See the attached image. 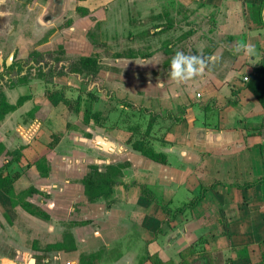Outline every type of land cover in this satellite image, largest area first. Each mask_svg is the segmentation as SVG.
I'll list each match as a JSON object with an SVG mask.
<instances>
[{
	"label": "crops",
	"instance_id": "crops-1",
	"mask_svg": "<svg viewBox=\"0 0 264 264\" xmlns=\"http://www.w3.org/2000/svg\"><path fill=\"white\" fill-rule=\"evenodd\" d=\"M14 1L20 3L26 14L33 17L36 13L30 26L33 31L54 33V38H48V41L37 40L41 45L37 51L41 54L46 50H57L51 49V45L63 46L67 54H71L61 34L55 36L60 29L62 34L67 32L75 40L84 38L94 43L90 34L106 19V0H0V17L10 13L7 9ZM148 1L155 3L150 10L154 11L156 18L162 8L169 7L164 11L165 16L182 22L187 33L183 53L219 58L211 70L182 83L170 78V60L161 52L140 61L139 67L147 69L146 79L129 78L120 70L117 74L100 73L118 96L121 92L131 95L142 92L148 94L152 104L160 109L185 108L184 120L171 125L164 141L150 138L153 147L168 156V163L153 162L133 150L128 142L132 134L129 136V133L109 129H103V133L95 132L93 120L84 123L83 109L77 113L67 105V108L63 106L64 103L54 107L47 97H37V92L20 95L18 99L22 96H28V99L8 114L0 126V144L4 145L0 150V169L13 161V152L21 151L20 159L13 161L9 168L11 173H21L14 184L15 190L21 193L36 189L25 199L47 212L50 220L29 214L21 205L14 206L11 198L0 191V242L3 243L0 264H31L32 260L35 264H47L52 254L56 259L67 256L64 264L69 261L78 263L73 257L98 253L102 249L116 253L108 264H141L140 254L136 258L138 261L131 260V254L141 250V261L150 256L143 264H158L154 259L160 264H264V161L261 151L264 145V130L261 129L264 107L247 89L250 75L264 59V25L254 23L248 6L264 0ZM78 7L88 9L89 15H79ZM67 21H72L70 26H64ZM159 29L154 27L150 33L153 35ZM99 34L100 31L97 37ZM237 41L255 45V53L236 52ZM133 63L137 66L135 61ZM117 65L113 67L117 68ZM2 80L0 76L3 83ZM162 81L163 87L157 90V82ZM56 83L76 88L79 85L74 84L72 76L57 79ZM3 84L8 101L16 104L18 99L9 98V92L16 91V85ZM162 91L165 92L164 99L161 98ZM62 107L65 109L61 110L63 116L58 112ZM42 108L48 111L45 118L39 117ZM33 110L36 111L30 116V123L12 121L19 117L18 114ZM79 114L80 118H77ZM68 126L74 130L70 137L76 131L84 134L76 137L73 145L79 142L85 148L72 149L71 144L64 143L66 139L58 148H50L51 142L45 141V134L51 136L57 131L69 134ZM18 140L20 145L16 147L14 143ZM43 157L50 165L48 178L42 177L35 165ZM126 162L129 166L123 170L124 175L113 195L98 203L89 202L82 184L89 167L97 165L105 171L109 165ZM14 164L24 169L14 170ZM172 172L177 174L169 180ZM141 185L150 187L163 203L177 200V195L175 199L166 195L174 186L178 192L194 194L202 187L211 189L195 208L175 218L169 217L171 221L167 222L168 217L158 204L142 197ZM77 198L81 200L77 201ZM82 202L92 209L99 207L100 214L94 211L90 218L87 210L78 212L73 205ZM80 213L86 215L83 220L78 219ZM38 220L48 226L49 233L62 236L61 240L43 244L37 234L29 235L25 230L31 227L30 222ZM90 220L94 221L88 225ZM62 221L73 224L84 221L85 228H95L85 235L88 242L84 250L79 247V242H84L83 239L79 241L76 228L58 226ZM224 221L228 223L227 231ZM163 222L172 226L178 222L179 232L168 238V233H174L172 230L158 234ZM19 227L24 229L22 234ZM14 229L18 234L17 242L9 240L8 232ZM67 233L73 237L75 251L45 250L47 245L63 242ZM30 239L33 243L30 242L29 249L27 242Z\"/></svg>",
	"mask_w": 264,
	"mask_h": 264
},
{
	"label": "rangeland",
	"instance_id": "rangeland-1",
	"mask_svg": "<svg viewBox=\"0 0 264 264\" xmlns=\"http://www.w3.org/2000/svg\"><path fill=\"white\" fill-rule=\"evenodd\" d=\"M104 3L106 19L102 21V23H100L93 30L92 35L90 37L91 41L96 42L100 39L101 43L93 44L84 38H81L80 40H75L73 39V35L66 34L67 32L65 34H62V31L60 29V32H58L55 36L60 37L61 34L64 42L69 47L71 54L68 55L66 52V56H63L64 60H62V58L57 55L46 56L45 59H42L40 61L41 63L39 64L37 62L32 61V58L30 56L32 52L37 51V48L41 46L38 45L37 40H40V42L48 41L50 38L52 39L54 33L52 34L51 31H48L47 33L44 32L43 34L39 32L37 33V31L35 30L33 31L30 26L33 22L36 13L32 17L30 14H26L25 9L21 7L19 2H10L9 8L7 9V11H10V13H7L5 16L0 17V76L4 72V65H7L8 60H10L12 56V64L17 62L21 66L17 67L14 72L6 73L4 79L2 80L4 84L1 82L0 85H16V91L9 92V98L13 101H16L18 97L22 94H29L32 92H37V97L41 99H46V93L48 90H61L64 91L66 97L72 102L73 106L77 105V99L82 96L83 99L81 100L83 101L82 106L84 108L86 105L85 103L90 98V96L86 94V90L90 89L98 96V99L94 104V110L97 111L102 109L101 121L96 122L95 120H93L96 126L94 127L95 132L97 131L98 133H103L105 131L103 129H109L112 132L117 130L122 131L124 133H129L130 136V134H132L130 130L134 127L139 126L141 128V133H144L148 128V125L152 118V114H158L160 117L157 118L154 123L150 138L154 141H164L165 136L171 130V125L175 123V121L170 118V115L172 116V114H175L177 116H184L182 114V108L178 110L165 107L160 109L158 106L152 104V98H148V94L145 95V93L142 92L134 95H131L130 93L121 92L118 96L117 92L111 89V87L106 84V80H103L100 77L101 72L99 73L97 78H92L89 80V78H85L84 75L81 76V74L70 72L74 69L67 70V68L63 67V65L65 64L66 67L69 65L71 66V60L75 59L76 57L78 58L80 55L86 54L89 55L92 52H94L93 54L99 52L103 62H106V68L102 71H105L106 73L111 72L117 74L120 70L122 74H126L129 78H132L134 76L139 79H146L147 69L139 67L141 64L140 61L143 60L142 56H149L157 52L165 53L164 51L168 49L171 50V52L166 55L169 58L168 60L172 59V56L176 51L182 52V48L184 50V47L186 46V28L182 25V22H179L177 21L178 19L173 18V29L166 30L164 32H158L152 35L151 33H149V30H151L152 27L156 24H159L164 21L159 20V18H156L154 11L150 10V7L153 6L155 3L149 2L148 0H106L104 1ZM168 8L169 7L162 8L161 12H164L165 9ZM176 22L177 27L174 28ZM99 31L100 34L97 37V33ZM144 32H148L149 34L142 35V33ZM167 42L174 44L166 45L165 43ZM49 47L51 49L52 47H54L55 49H57L56 51H58L59 49L56 47V45H51ZM49 47H46V49ZM46 51L53 52L52 50ZM46 51L45 53H48ZM119 52H124L129 55L134 54L136 55V57L125 59L114 58V54H117ZM55 58H58L62 61H60L59 63L57 62L58 64L54 63ZM133 61H135L137 66H133ZM116 65L118 71L111 69V67ZM58 71H63L67 75L52 78L53 75ZM69 76L73 77V80L75 82L74 84L78 85L77 83H79L77 88L74 86L70 87L56 83L57 79H62L63 77ZM48 78H52L51 83L46 81ZM87 80H89V82H87ZM155 87L157 90H160V87L158 85ZM120 89L122 90V88ZM181 90H183V88ZM161 94V98L164 99L165 92L162 91ZM133 104L135 107H133ZM63 106L66 107V105ZM62 108L63 109L60 108L58 110L61 116L64 115L61 110H65L64 107ZM141 108L147 109L141 111ZM47 114V109L45 110L44 108H42L39 113V117L45 118ZM17 116L19 117L12 120L14 123L31 122L29 112H25V114L22 115L18 114ZM76 116L77 118H80V114ZM66 129L69 134L61 131H57L56 133H54V135L51 136L49 135V133L45 134V141L47 142L48 140H50L51 143H55V147H53V149L58 148V145H60V143L65 139L66 140L64 141V143L71 144L72 149H84L85 146L82 143L77 142V144L73 145V143L77 140L76 137H79L81 135L83 136L84 134H82V132L76 131L72 132L74 136L70 137L71 131L74 130H71V126H68ZM135 138H139V135H136ZM14 144L17 147L18 145H20V141H15ZM0 146L1 149L4 148L3 144H0ZM24 166L26 167L25 164ZM20 168L24 169V167H21L19 164H14V170ZM172 174L173 176H170L168 178L169 180H173L177 173L172 172ZM165 179L168 180L167 177ZM198 193H185L183 191L178 192L177 187L174 186L172 192L166 193L168 198H174L176 197V195L178 197L177 200L174 198L175 201L173 203H165V205L172 211L170 217L173 218L175 212L179 208L183 207L186 203L191 202L198 195ZM80 194L81 192L78 193V196ZM78 200H81V198H77V201ZM73 207H75L78 212H81V210L82 212H85L87 210V212H89L88 215L91 214L90 218L92 217V214H95L94 211H96V214H100L101 211L99 207L92 209L91 207L87 206L84 202L76 203L75 205H73ZM189 210L191 209H185L186 212ZM84 216H86L85 213H80V215L78 214V219L83 220ZM93 221L90 220L88 225H90ZM179 222L183 223L182 221ZM173 224L174 226L163 222V224L158 229V234H162L164 231L170 232L172 230L174 233H168L169 235L167 236V238L169 236L173 237L174 234H177V232H179L180 230V225L178 222H174ZM29 225L31 227H29V229L25 231L29 235L37 234L41 238V242H44L43 244L47 242H57L62 238V236L56 237L55 233H49L48 226L44 224L42 220L30 222ZM84 225V221H76L75 224L70 221H62L60 222V224H58V226L66 227L67 229L73 227L72 229L74 230L76 228V231L78 232L77 235L79 237V241L83 239L84 242H79V247L81 250H84L85 245L88 242L86 240L85 235L90 234L92 230H95V228L93 227L85 228ZM23 230V228L19 227V232L21 234V231ZM64 230L66 231V229ZM8 235L9 240L12 239V241L14 242L18 241V234L16 229H14L10 233L8 232ZM199 235L200 233L198 234V236ZM30 242L32 244L33 241L30 239L29 243L27 242V248L29 249ZM38 242L40 244V241ZM2 245L3 243L0 244V246ZM54 255L55 254H52L50 256V262L47 264H64L63 261L67 258V256H65L64 258L56 259ZM115 255L116 253H110L108 252V250L102 249L100 252H98L97 261L99 262V264H108L112 257H114ZM138 255L141 256V262V258L143 256L142 250L141 252L131 254V260H133L134 258L135 261H138V259L136 260ZM39 258L41 259L42 257ZM73 258L77 259L78 263L76 264H80V257Z\"/></svg>",
	"mask_w": 264,
	"mask_h": 264
},
{
	"label": "trees",
	"instance_id": "trees-1",
	"mask_svg": "<svg viewBox=\"0 0 264 264\" xmlns=\"http://www.w3.org/2000/svg\"><path fill=\"white\" fill-rule=\"evenodd\" d=\"M248 9L250 10L253 21L256 23L258 26L264 25V1L256 4L253 3L248 6ZM181 10V9H180ZM78 14L81 16H88L89 11L88 9L84 7H78L77 8ZM165 14L164 12H161V14L157 15V18L159 20H164L159 24H156L155 26L152 27V29L155 28H160L158 32H164L166 30H171L173 29V20L170 17H166L165 19ZM72 21H67L64 26H70ZM158 32H155L158 33ZM150 33V30H149ZM148 32L142 33V35H148ZM92 33L90 34L91 37ZM187 37V35H186ZM97 40L93 44H99ZM166 45H173L174 43L167 42L165 43ZM169 47V46H168ZM171 47V46H170ZM166 54H169L171 50H165L164 51ZM59 56L64 60L63 56H66V51L63 46H60L58 51L54 52H48L41 54L38 51H34L31 53V58L32 61L41 63L40 61L42 59H45L46 56ZM136 55L134 54H126L124 52H119L117 54H114V58L121 59V58H135ZM143 59L147 58L148 56H142ZM58 58H55L54 63H59L62 61ZM71 66H67L64 64L63 67L69 69H74L70 72L72 73H77L84 75V77H88L90 79H95L98 77L99 73L104 70L105 64L103 63V60L101 59V55L99 53L92 54L90 56H79L78 58L76 57L75 59L71 60ZM171 61V59H170ZM57 63V64H58ZM21 66L17 62L13 63L10 67H7L6 64L4 65V72L2 73V79H4L5 74L9 72H14L17 67ZM53 67V65H52ZM57 67V66H56ZM111 69L118 71L117 68L111 67ZM67 74L64 73L63 71H58L56 72L52 78L59 77V76H66ZM51 78V79H52ZM44 79V78H43ZM47 79L46 81L51 83L52 80ZM87 80V82H89ZM1 83V81H0ZM14 84L10 85V87H13ZM247 89H249L256 99L259 101V103L264 107V59L263 62L255 69L254 73L250 75L249 80L247 82ZM86 94L90 96V98L87 100L85 103V108L82 106V96H80L77 99V105L73 106L72 102L66 97L64 91L61 90H48L46 93V97L50 101L51 105L54 107H57L61 103H64L67 105L70 109L74 110L75 112H80L82 109L84 110V123L89 124L91 120H95L96 122L101 121V112L94 110V104L98 99V96L92 91V90H86ZM28 99V96H22L18 99L16 104H11L8 101L7 95L4 91V87L0 85V126L1 123L4 121L6 116L14 111H16L19 107H21L25 101ZM133 107L134 104H133ZM147 108H141V111L146 110ZM183 109V113L185 114V108ZM37 110V109H36ZM33 110L32 112L29 113L30 116H33L35 111ZM160 116L158 114H152V118L150 120V123L148 125L147 130L144 133H141V128L139 126L134 127L130 130L132 133V137L129 139V144L132 146L133 150L136 152L140 153L142 156L145 158L159 163V164H167L168 163V156L160 151H157L152 143L150 142V136H151V131L153 129L154 123L157 118ZM170 118H172L175 123H181L184 120V117L182 115H175L172 114L170 115ZM261 129L264 130V122L261 127ZM136 135H139V138H135ZM51 148L55 147V143H51ZM1 150V146H0ZM261 151H262V157L264 161V145L261 146ZM14 159L13 161L20 159L21 151H15L13 152ZM6 163L1 169H0V191H3L5 194H7L11 200L14 206L21 205L24 210H26L29 214L33 216H37L39 218H42L44 220H50V215L45 212L42 208L26 201L25 197L27 195H30L32 193H35L37 190L34 188H31L27 191L17 193L14 187L15 182L21 177L20 172H14L11 173L9 171V168L12 164V162ZM37 169L39 170L40 174L44 178H48L50 176V165L48 160L43 157L39 159L35 163ZM129 166V163L125 164H119V165H109L106 167L105 171H101L99 166L97 165H91L89 167L88 173L85 175V177L82 180V184L84 185V190H85V196L88 199L89 202L91 203H98L100 201H104L109 199L113 193L115 187L119 184L121 178L123 177V170ZM213 188V187H212ZM211 189V187H202L198 193V195L189 203L185 204L183 207L179 208L175 214L174 217H177L178 215L184 213L185 209H193L195 208L201 200H203L205 193ZM141 194L142 197L145 198L146 200H149L151 202H156L158 206L161 208L162 212L166 214L167 222H170L171 220L169 219L170 215L172 214V211L170 208H168L165 203L158 197V195L147 185H141ZM224 227L227 231L228 229V223L227 221L223 222ZM65 239L63 242L52 244V245H47L46 246V251H66V252H71L76 250V246L73 241V237L71 233H67L64 237ZM98 259V253H83L80 256V264H96ZM150 256L147 255L142 261L141 264H143L144 261L149 260ZM152 259V258H151ZM154 261L158 264H160L159 260L154 259ZM192 264H197L196 262Z\"/></svg>",
	"mask_w": 264,
	"mask_h": 264
},
{
	"label": "clouds",
	"instance_id": "clouds-1",
	"mask_svg": "<svg viewBox=\"0 0 264 264\" xmlns=\"http://www.w3.org/2000/svg\"><path fill=\"white\" fill-rule=\"evenodd\" d=\"M236 52L243 51L247 55L254 54L255 45L244 41H237ZM219 60L215 55L203 56L202 54H185L181 51H176L170 61V78L178 83L186 82L203 75L206 70L211 68ZM159 87H163V82H157Z\"/></svg>",
	"mask_w": 264,
	"mask_h": 264
},
{
	"label": "water",
	"instance_id": "water-1",
	"mask_svg": "<svg viewBox=\"0 0 264 264\" xmlns=\"http://www.w3.org/2000/svg\"><path fill=\"white\" fill-rule=\"evenodd\" d=\"M12 57L10 58V60H8L7 66H11L12 61H13ZM31 264H35L34 260H32Z\"/></svg>",
	"mask_w": 264,
	"mask_h": 264
},
{
	"label": "built area",
	"instance_id": "built-area-1",
	"mask_svg": "<svg viewBox=\"0 0 264 264\" xmlns=\"http://www.w3.org/2000/svg\"><path fill=\"white\" fill-rule=\"evenodd\" d=\"M248 80V78H246V81ZM67 264H76V262L74 261H69Z\"/></svg>",
	"mask_w": 264,
	"mask_h": 264
},
{
	"label": "flooded vegetation",
	"instance_id": "flooded-vegetation-1",
	"mask_svg": "<svg viewBox=\"0 0 264 264\" xmlns=\"http://www.w3.org/2000/svg\"><path fill=\"white\" fill-rule=\"evenodd\" d=\"M7 66V65H6ZM7 67H9V66H7Z\"/></svg>",
	"mask_w": 264,
	"mask_h": 264
}]
</instances>
